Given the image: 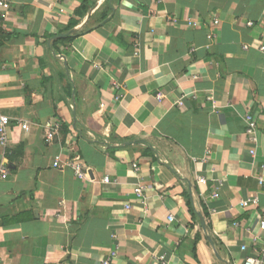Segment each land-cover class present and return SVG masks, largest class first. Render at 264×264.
<instances>
[{"label":"crops","instance_id":"0c3cea01","mask_svg":"<svg viewBox=\"0 0 264 264\" xmlns=\"http://www.w3.org/2000/svg\"><path fill=\"white\" fill-rule=\"evenodd\" d=\"M9 2L0 264H100L111 252V264H161V255L165 264H244L261 255L264 0ZM48 122L57 129L49 143ZM74 156L85 180L65 163ZM254 196L257 205H239Z\"/></svg>","mask_w":264,"mask_h":264},{"label":"built area","instance_id":"2783aa9c","mask_svg":"<svg viewBox=\"0 0 264 264\" xmlns=\"http://www.w3.org/2000/svg\"><path fill=\"white\" fill-rule=\"evenodd\" d=\"M9 0H0V26H1V22L4 18V16L7 14L8 9L10 8L9 5ZM186 21L188 23V25L192 26V27H197L199 26V22L193 18H186ZM214 25H216L218 23V20H214L213 21ZM251 24V23H249ZM212 36L210 34H208V38L210 39ZM244 49L248 48V45H244L243 46ZM258 50L262 53H264V44H260L258 46ZM193 78H195V76H193ZM119 87V85H118ZM186 94H183L179 97V99L177 100L176 104L178 106H182L183 105V101L185 98ZM190 96L192 98H196V94H190ZM162 97V94H158V98L160 99ZM206 100L209 101L212 105L213 108H215V104L212 100V96H206ZM245 123H246V127H245V134L248 137V139L255 143L257 138H256V128H257V123L256 121L252 118L251 115L246 114L245 115ZM10 118L4 114L0 113V145L5 146L7 144L8 141V134H9V129H10ZM21 129H26L27 125L25 123L20 125ZM46 127V137H45V141L47 143L51 142L54 139V135L57 132L56 126L51 125V123H47L45 124ZM250 154H254L255 150L254 148H251L249 150ZM67 164V166H69L72 171L73 174L75 176V178L79 179V180H85L88 175H87V171H88V167H86L84 165V163L82 162L81 158L79 156H74L73 158H71L70 160L65 162ZM54 167H59L60 166V160L57 159L56 161H54L53 163ZM0 173L1 174H6L7 173V168L5 165H2L0 167ZM198 181L200 183H205L204 178L198 177ZM103 183H109V177L105 176L102 179ZM260 183L261 179L259 180ZM134 194L141 198L142 197V188L140 187H136L133 189ZM218 193H214V197H218ZM259 203V199L258 197L254 196V197H249L243 200H240L239 205L242 207H249V206H254L257 205ZM129 207V206H127ZM259 230L262 231L264 233V210L261 214V220L259 222ZM245 248V246H242V249ZM115 257V252H111L109 253L107 256L103 257L100 259V264H111L113 258ZM158 259L160 260L161 264H165L166 260L164 255H161L158 257ZM244 264H264V247H263V252L261 255L259 256H254V255H248L245 260H244Z\"/></svg>","mask_w":264,"mask_h":264},{"label":"trees","instance_id":"16d2710c","mask_svg":"<svg viewBox=\"0 0 264 264\" xmlns=\"http://www.w3.org/2000/svg\"><path fill=\"white\" fill-rule=\"evenodd\" d=\"M80 8H82L83 10L86 9L85 6H80L78 9H76V10L74 11V13H75L76 15H77V14H80ZM75 23H76V20H75V19L70 20L69 28H71ZM73 37H74V36H70V37H67V38H65V39H61V40L57 41L56 43H60V42H62V43L69 42ZM189 210H190V212H191V215L194 216L193 210L191 209L190 205H189Z\"/></svg>","mask_w":264,"mask_h":264},{"label":"water","instance_id":"95a60500","mask_svg":"<svg viewBox=\"0 0 264 264\" xmlns=\"http://www.w3.org/2000/svg\"><path fill=\"white\" fill-rule=\"evenodd\" d=\"M63 36H64V34H59V35L55 36L54 38H52L51 40L53 42L54 40L59 39V38H61ZM200 220H201V222H203L201 217H200Z\"/></svg>","mask_w":264,"mask_h":264}]
</instances>
